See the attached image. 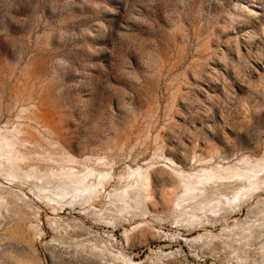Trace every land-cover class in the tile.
<instances>
[{"label":"rangeland","instance_id":"1","mask_svg":"<svg viewBox=\"0 0 264 264\" xmlns=\"http://www.w3.org/2000/svg\"><path fill=\"white\" fill-rule=\"evenodd\" d=\"M6 124L32 136L27 166L42 173L51 167L40 160L47 152L115 161L108 193L124 188L119 177H128L129 166L153 164L146 204L153 215L145 223L151 233L137 234L128 247L121 228L118 248L137 264H157L154 250L184 255L176 264H215L213 254L195 252L199 263L187 243L172 248L162 237L206 233L174 227L182 184L165 157L189 172L203 160L264 157V0H0V126ZM239 187L233 183L227 193ZM32 203L37 220L24 212L3 221L1 264L101 262L81 243L106 241L108 228L91 215L86 221L80 208L55 216ZM262 210L264 193L229 226ZM53 218L68 233L57 232Z\"/></svg>","mask_w":264,"mask_h":264},{"label":"bare ground","instance_id":"2","mask_svg":"<svg viewBox=\"0 0 264 264\" xmlns=\"http://www.w3.org/2000/svg\"><path fill=\"white\" fill-rule=\"evenodd\" d=\"M26 110L23 109V113ZM29 136L22 125L0 126V228L3 221L8 218L15 221L24 212L37 220L39 211L32 202L46 206L55 216L67 209L76 211L80 208L83 210L80 215L86 221L91 215L94 225L109 229L106 241L90 240L93 238L90 237L81 243L100 258L101 262L93 261V264H137L118 248L114 237L117 230L125 228L123 239L131 247L134 236L142 233L146 237L151 233L145 223L153 215L146 206L153 200V164L147 169L129 166L128 177H119L126 183L124 188H114L108 193L117 179L115 161L97 157L95 161L87 158L81 162L67 153L62 157L58 155L62 158L60 160L54 156L55 152H47L40 160L50 163L51 167L42 173L38 167L27 166L31 160L27 152L28 144L33 143L29 140L32 136ZM51 143L57 144L52 146L54 149L59 146L54 140ZM214 160H203L201 163L204 164L199 169L189 172L174 159L165 157L167 167L182 184L181 193L174 203V211L179 216L174 227L189 235L198 231L206 233L191 240L180 236L162 237L172 248L180 241L187 243L194 249L192 258L199 263L200 253L194 254L197 251L219 258L215 264H262L258 259L264 260V210L258 213L255 220L237 222L234 226H229V221L264 193V157L243 156L237 158L234 164L222 160L213 165ZM233 183H239L240 187L229 194L227 191ZM26 188L32 198H27L23 192ZM51 222L57 225V232L68 233V229L59 225L56 218ZM158 224L165 225L161 220ZM220 227L223 228L221 233L213 234ZM30 228L37 232V236L42 234L37 224H32ZM87 234L92 235L91 232ZM259 243L263 244L257 248ZM153 252L157 264H176L184 258L182 254L167 255L161 250Z\"/></svg>","mask_w":264,"mask_h":264},{"label":"snow or ice","instance_id":"3","mask_svg":"<svg viewBox=\"0 0 264 264\" xmlns=\"http://www.w3.org/2000/svg\"><path fill=\"white\" fill-rule=\"evenodd\" d=\"M95 42H99V41H95Z\"/></svg>","mask_w":264,"mask_h":264}]
</instances>
